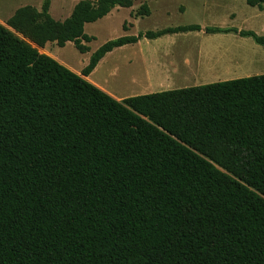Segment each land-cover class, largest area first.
Wrapping results in <instances>:
<instances>
[{"label":"trees","instance_id":"obj_1","mask_svg":"<svg viewBox=\"0 0 264 264\" xmlns=\"http://www.w3.org/2000/svg\"><path fill=\"white\" fill-rule=\"evenodd\" d=\"M135 1L0 24V264H264V75L117 101L85 80L107 54L200 27L109 41L80 75L34 48L83 54Z\"/></svg>","mask_w":264,"mask_h":264},{"label":"rangeland","instance_id":"obj_2","mask_svg":"<svg viewBox=\"0 0 264 264\" xmlns=\"http://www.w3.org/2000/svg\"><path fill=\"white\" fill-rule=\"evenodd\" d=\"M43 1L0 0V23L6 26L13 13L22 7H31L40 12ZM80 1L83 0H49L48 12L54 20L62 22L70 16L74 6ZM213 5L220 8L211 15L214 10H208ZM151 13L152 16L149 17ZM231 13L235 20L231 19ZM187 25L229 29L234 30L236 34L205 36V28L200 31V35H195L198 32H190L192 34L189 39H185L180 46L191 56H196L200 50L202 63L196 72L197 78L185 88L264 75V47L257 45L251 38L240 37L238 34L253 32L257 36H264V5L251 7L245 0H136L128 9L115 8L105 18L85 25V34L94 40L81 43L86 49L83 54L72 43H67L63 48L57 47L55 43L46 44L43 48H34L40 54L53 58L71 72L80 75L92 54L109 41L124 36H137L147 31L156 32L159 28ZM144 44L141 50L142 53H147L149 47L147 43ZM157 46L155 45L156 48ZM139 48L125 46L113 51L105 64L97 67L89 79L115 95L140 93L137 91L141 85V95L172 91L169 90L172 87L177 89V85L171 82L154 79L155 74L149 75L154 81L146 83L148 78L140 71L138 60H141V52L137 51ZM191 69L195 68L191 65Z\"/></svg>","mask_w":264,"mask_h":264},{"label":"crops","instance_id":"obj_3","mask_svg":"<svg viewBox=\"0 0 264 264\" xmlns=\"http://www.w3.org/2000/svg\"><path fill=\"white\" fill-rule=\"evenodd\" d=\"M218 8H220V7L217 6V5H213L212 8L209 9L208 11L214 10L213 13H211V15H213L215 13V10H217ZM184 12H185V9H183V13ZM232 14L233 13H231V19L235 20V16H232ZM151 16H152V13L150 14L149 17H151ZM187 26H189V25H187ZM197 26H199L201 28V30L203 28H205V29H203L205 36L210 35L208 33H205L206 29H218V30H222V31L224 30L222 28L220 29V28H217V27L207 28V27H203V26H200V25H197ZM173 28H175V27H173ZM163 29H167V28H159L157 31H160V30H163ZM225 30H229V29H225ZM229 33H235V32H229ZM191 34L192 33L165 35V36L160 37V38L155 39V40L142 39V40H140L138 43H136L134 45H128V46L135 47V48L140 47L137 51H138V53L141 52L140 53L141 60L139 59L138 61H139V66L141 67L140 71L141 72L143 71L144 75L148 78L147 82H146L147 84L150 81H154L153 79L150 78L149 75H154L155 74L156 78H154V79H156L157 81L165 80L168 83L171 82L172 84L177 85V89H182V88H178V86L185 88V86H187L190 82L194 81L197 78V73L196 72H197V70L199 69V67L201 66V63H202V59H201L202 53L200 52V50H198V54L196 56L195 55L191 56L189 54V52L184 51L182 49L183 47L180 46L181 43L186 41L185 39H187V38L189 39V36ZM200 34H202V33L198 32L195 35H200ZM216 34H224L225 35V34H228V33H216ZM144 43H147V45L149 47L147 53H142V50H141V48L145 45ZM158 44H160V45L157 46ZM155 45L157 46V48L155 47ZM124 47H122V48H124ZM118 49H120V48H118ZM115 50H117V49H115ZM115 50H113V51H115ZM111 53H109V54L111 55ZM109 54H107L98 63V65L96 66L95 70L97 69V67H99L101 64H103L107 60ZM191 65L195 69H191ZM86 80L89 83H91L93 86L97 87L98 89L103 91L105 94L109 95L110 97H112L113 99H115L117 101H122V100H124L126 98H129V97L139 96L137 94L141 95V91H142V88H143V86L141 85L140 90L137 91V92H140V93H133L132 95H127V94H125V95H115V93H113L112 91H110V90L106 91L105 88H103L99 84L91 81L89 79V77H87ZM138 86H140V84ZM174 88L175 87L169 88V90H177V89H174Z\"/></svg>","mask_w":264,"mask_h":264}]
</instances>
